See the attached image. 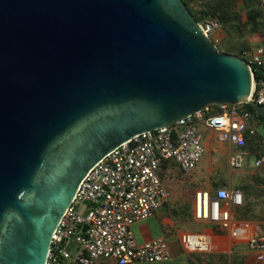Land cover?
Returning <instances> with one entry per match:
<instances>
[{
  "label": "water",
  "instance_id": "obj_1",
  "mask_svg": "<svg viewBox=\"0 0 264 264\" xmlns=\"http://www.w3.org/2000/svg\"><path fill=\"white\" fill-rule=\"evenodd\" d=\"M248 61L183 0H0V264H46L88 171L209 104H249Z\"/></svg>",
  "mask_w": 264,
  "mask_h": 264
},
{
  "label": "built area",
  "instance_id": "obj_2",
  "mask_svg": "<svg viewBox=\"0 0 264 264\" xmlns=\"http://www.w3.org/2000/svg\"><path fill=\"white\" fill-rule=\"evenodd\" d=\"M264 13V0H258ZM211 37L221 25L214 18L199 22ZM212 38V37H211ZM213 40V38H212ZM215 44L218 39L213 40ZM251 65L264 66V47L244 52ZM253 70V69H252ZM254 73V72H253ZM251 99L264 105V81L254 89ZM202 127L212 130L219 142L235 147L229 155L231 172L245 170L251 152L247 136L263 148L254 167L264 166V121L242 108V104L216 103L181 118L175 124L135 135L98 161L80 182L74 199L56 228L46 264H97L106 260L117 264L163 263L172 259L165 235L139 243L134 225L148 220L170 206L171 189L164 166L174 163L183 174L197 169L205 154ZM242 190L220 187L197 189L195 217L229 230L234 210L246 203ZM186 248L213 250L200 235L183 234ZM251 250H264V232L249 237ZM264 260V255L258 257Z\"/></svg>",
  "mask_w": 264,
  "mask_h": 264
},
{
  "label": "crops",
  "instance_id": "obj_3",
  "mask_svg": "<svg viewBox=\"0 0 264 264\" xmlns=\"http://www.w3.org/2000/svg\"><path fill=\"white\" fill-rule=\"evenodd\" d=\"M216 0H211L215 3ZM229 5L231 4L236 10H245L246 19L243 20V30L235 27L234 22H228L224 26H221L222 31L218 29L214 32L213 40L222 38L223 41L228 37H236V40H245L247 34L249 35V42L255 44V46L264 47V13L258 4V8L262 11L260 17H258L259 25L253 27L247 23V14L250 9L247 0H224ZM193 9H201V0L191 3ZM252 8V7H251ZM239 12V11H238ZM245 28V30H244ZM254 46V47H255ZM204 133V146L205 154L209 153V162L207 161L206 167L201 170L202 174H207L208 177L203 180L205 187L198 189H203L209 191V184L212 187H232V177L233 173H237V176L242 171H247L250 168V156L248 159V167L245 170H239L231 172L229 169V155L232 150L235 149L234 146L219 142L216 138L215 133L206 128L202 127ZM218 142V143H217ZM215 153L221 154L223 157L227 156L228 170H226L227 175L219 176L212 173L214 163L217 161L214 155ZM214 155V158H213ZM205 156V155H204ZM264 166L260 167L263 168ZM200 166L194 170L196 172ZM254 170L259 169L253 166ZM229 171V173H228ZM164 172L166 177H170V174H181L184 177H190L193 172L189 174H183V172L174 164L168 163L164 166ZM223 172V171H222ZM215 189V190H216ZM238 189V188H234ZM196 191V190H195ZM195 191L185 196L184 199L182 195L174 193L172 190L170 206L164 207L157 211L156 214L145 221L148 222L147 227H144V223L140 222L134 226V231L136 239L139 243L152 240L158 236L165 235L168 238L170 244V251L172 259L168 262L163 263H144L136 262L133 264H264V260H260L258 257L264 255V250L256 251L251 250L248 246V240L251 235L255 232H264V217L260 214L252 211L246 212L245 215H241L238 208L234 210L231 227L229 230H223L219 224L211 222L198 220L195 217L194 211V196ZM215 192V191H214ZM246 204V203H245ZM194 234L204 236L210 244L213 246V250L205 251L193 248H186L181 240L183 234ZM176 240V241H175ZM176 244H175V243ZM97 264H117L114 261L102 260L97 262Z\"/></svg>",
  "mask_w": 264,
  "mask_h": 264
},
{
  "label": "rangeland",
  "instance_id": "obj_4",
  "mask_svg": "<svg viewBox=\"0 0 264 264\" xmlns=\"http://www.w3.org/2000/svg\"><path fill=\"white\" fill-rule=\"evenodd\" d=\"M239 11V18L238 20L236 19V21H234L235 26L238 25V27L240 30H243V20L246 17V12L245 10H237ZM246 19V18H245ZM259 19V18H258ZM225 23H223L224 26ZM250 25V24H249ZM220 32L222 31L221 26L219 28ZM245 30V28H244ZM250 33H248L246 36L247 38H245V40H236V37H228L225 38L224 41L221 38L220 41L217 43V47L220 49V51L223 52H228V53H232L233 52H239L241 49H249V50H253L256 49L258 46H255V44H251V42H249V35ZM211 37H214V33L211 35ZM255 46V47H254ZM261 134L264 133V127H260L258 130ZM218 143V142H217ZM205 156L202 157V160L200 162V168L196 171L193 172V174L190 177L187 176H183L181 174L175 173L170 174V177H168L166 179V183L167 186L174 192L177 194H180L183 196V198L185 199L188 194L194 192L195 190H197L198 188L201 187H205L206 185H204L203 180L205 178H207L208 172L207 174H202L201 170L204 169V167H206L207 165V161L209 162V158H211L208 152H206V154H204ZM217 158L216 162L214 163L213 166V170L212 173L216 174L217 176L220 175V173H223L222 175H227L226 170H228V164H227V156L223 157L221 154L219 155V153H215L214 154ZM213 155V158H214ZM250 168L247 171H242L238 177L237 173H233V177H232V187L233 188H238L240 190H242L245 194L246 197V204L243 208H249L250 211H256V213L260 214L262 217H264V167L263 168H259V169H252L254 166V161H255V157H253V155L250 156ZM198 166V167H199ZM197 167V168H198ZM223 171V172H222ZM229 173V171H228ZM207 187V186H206ZM209 191L211 193H213L215 191V187L210 186L209 184ZM240 209L238 210V212L243 216L246 214L245 209ZM142 223H144V227L149 226L148 222L151 224V221H141ZM140 223V222H138ZM136 223V225L138 224ZM135 226V225H134ZM176 241V240H175ZM175 243V242H174ZM176 244V243H175ZM170 247V244H169Z\"/></svg>",
  "mask_w": 264,
  "mask_h": 264
},
{
  "label": "trees",
  "instance_id": "obj_5",
  "mask_svg": "<svg viewBox=\"0 0 264 264\" xmlns=\"http://www.w3.org/2000/svg\"><path fill=\"white\" fill-rule=\"evenodd\" d=\"M187 7L191 10L193 15L196 17V19L201 22L202 20L208 19V18H214L218 22L223 25V23L227 24L228 22H234L236 19L239 18V12L234 9V7L228 3H226L224 0H216L215 3H212L211 0H201V9L196 10L193 9L191 3L198 1V0H183ZM248 5H250V9L248 10L247 14V23L255 27L256 25H259L258 23V17L262 14V11L257 7L259 4L258 0H247ZM224 24V25H225ZM235 27H238L235 26ZM239 29V28H238ZM249 49H241L239 52H233L234 54L245 58L244 52L248 51ZM252 69L254 72V78L255 82L257 84V87L261 84L262 81H264V66H257L252 65ZM242 108L244 110H248L255 114L260 120L264 121V118L257 115L251 105L249 104H242ZM246 149H248L251 152V155L253 157L257 158L261 155L262 149L258 146V143L254 141V139L250 136H247V146ZM245 209V212L249 211V208H243Z\"/></svg>",
  "mask_w": 264,
  "mask_h": 264
}]
</instances>
